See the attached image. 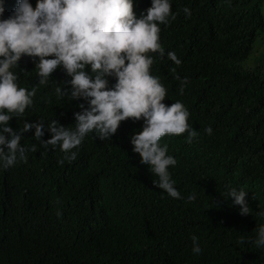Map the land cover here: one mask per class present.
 <instances>
[{
	"label": "trees",
	"instance_id": "1",
	"mask_svg": "<svg viewBox=\"0 0 264 264\" xmlns=\"http://www.w3.org/2000/svg\"><path fill=\"white\" fill-rule=\"evenodd\" d=\"M263 2L171 0L175 18L160 26L165 53H150L151 71L167 89L164 102L182 101L198 131L191 143L187 132L161 138L177 160L170 167L175 186L182 197L194 193L192 201L153 184L157 177L130 142L142 119L121 121L106 140L89 133L72 160L59 145L46 147L51 120L74 127V113L87 102L56 95L54 79L70 89L62 69L40 85L33 59L22 57L25 70L14 69L20 86L37 91L33 105L9 123L13 129L25 120L42 123L44 135L24 132L21 143L36 150L0 166V264H264V251L251 242L264 223V68L241 64L264 31ZM150 4L134 0V11L139 16ZM15 5L5 0V17ZM209 125L211 135L203 131ZM231 187L248 192L251 213L231 205ZM193 234L199 254L192 252Z\"/></svg>",
	"mask_w": 264,
	"mask_h": 264
},
{
	"label": "clouds",
	"instance_id": "2",
	"mask_svg": "<svg viewBox=\"0 0 264 264\" xmlns=\"http://www.w3.org/2000/svg\"><path fill=\"white\" fill-rule=\"evenodd\" d=\"M183 12L191 15L188 6ZM4 13L5 0H0V166H13L27 159L26 151L36 150L35 144L26 150L21 143L24 132L35 128L37 140L44 135L42 123L25 120L22 129H13L9 123L33 105L37 91L35 86H20L14 71L21 68V58L28 56L33 59L40 85L48 84L60 68L70 77L63 82L70 89L54 79L56 95L87 102V106L82 102L81 111L74 113V127L51 120L48 130L52 135L43 142L46 147L59 145L64 159L72 160L77 155L74 149L89 133L106 140L116 133L121 121L142 119V129L131 134L130 142L140 162L148 164L157 177L153 184L173 198L195 199L194 193L182 197L175 186L170 167L177 160L161 138L187 132L186 140L191 143L198 131L189 124L190 113L182 101L170 105L164 102L167 89L151 71L154 56L150 53H165L160 26L170 17L175 18L171 0H151L139 16L134 11V0H36L35 6L30 0H16L11 14L5 17ZM167 57L181 63L172 51ZM109 77L115 78L111 85ZM203 131L211 135L213 128L209 125ZM247 193L244 188L227 189L231 205H239L241 215L251 213ZM253 231L251 242L264 251V223ZM191 241L192 252L201 253L199 237L193 234Z\"/></svg>",
	"mask_w": 264,
	"mask_h": 264
},
{
	"label": "rangeland",
	"instance_id": "3",
	"mask_svg": "<svg viewBox=\"0 0 264 264\" xmlns=\"http://www.w3.org/2000/svg\"><path fill=\"white\" fill-rule=\"evenodd\" d=\"M262 10L264 13V2L262 4ZM244 68L256 69L258 67L264 68V31H261L258 35L252 53L247 59L241 62Z\"/></svg>",
	"mask_w": 264,
	"mask_h": 264
}]
</instances>
